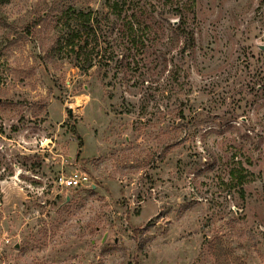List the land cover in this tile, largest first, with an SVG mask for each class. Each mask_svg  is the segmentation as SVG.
<instances>
[{
	"label": "rangeland",
	"instance_id": "obj_1",
	"mask_svg": "<svg viewBox=\"0 0 264 264\" xmlns=\"http://www.w3.org/2000/svg\"><path fill=\"white\" fill-rule=\"evenodd\" d=\"M0 264H264V0H0Z\"/></svg>",
	"mask_w": 264,
	"mask_h": 264
},
{
	"label": "trees",
	"instance_id": "obj_2",
	"mask_svg": "<svg viewBox=\"0 0 264 264\" xmlns=\"http://www.w3.org/2000/svg\"><path fill=\"white\" fill-rule=\"evenodd\" d=\"M117 9V4H115L111 11L116 12ZM181 10V7L175 9V14L179 16V23H177V25L174 27V35L177 39L182 38L184 40V45L180 51V53L184 55L192 47L193 34L186 30L185 21L182 19V15L179 13ZM62 16L64 18L62 21L64 27L62 28L65 32V38L63 40L65 43L63 46L64 50L66 53L68 51L73 53L75 66L80 71L86 72L93 67L92 56L94 47L88 50V44L91 42L94 45H97L103 36L102 32L100 31L99 15L96 11L81 12L74 8H69L65 13H63ZM135 25L138 26L139 24L137 22H133L129 25L132 35L131 44L133 46H137L138 43H143V40L140 37H136V29L134 28ZM63 47L60 46L59 49ZM59 51L61 52L62 50ZM99 65L101 68L107 66L106 57L104 54L100 57ZM235 176L238 177V184L243 185L246 177L238 172L235 174Z\"/></svg>",
	"mask_w": 264,
	"mask_h": 264
},
{
	"label": "built area",
	"instance_id": "obj_3",
	"mask_svg": "<svg viewBox=\"0 0 264 264\" xmlns=\"http://www.w3.org/2000/svg\"><path fill=\"white\" fill-rule=\"evenodd\" d=\"M87 181L86 177H66L64 175H60L57 178V185L61 188H79L84 182Z\"/></svg>",
	"mask_w": 264,
	"mask_h": 264
}]
</instances>
